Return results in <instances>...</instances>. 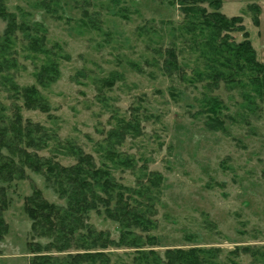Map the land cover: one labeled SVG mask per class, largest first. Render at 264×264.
<instances>
[{
    "label": "rangeland",
    "instance_id": "obj_1",
    "mask_svg": "<svg viewBox=\"0 0 264 264\" xmlns=\"http://www.w3.org/2000/svg\"><path fill=\"white\" fill-rule=\"evenodd\" d=\"M259 2L223 0L221 12L242 17L256 58L264 64V2L259 26L253 24L247 9ZM5 3L19 22L38 24L46 34V47L61 57L57 58L59 79L45 89L39 87L49 103L47 113L23 107L10 84L35 85V73L47 58L28 52L20 33L9 50L17 66L7 71L12 80L0 77L1 112L10 119L18 108L23 122L46 128L45 147L34 151L67 166L76 161L68 148L79 147L98 167L107 166L117 183L128 188L133 201L144 208L151 205L147 215L151 228L135 231L156 241L144 250L154 249L163 258L165 249L196 247L211 250L216 264H261L251 255L264 251V104L259 102L253 112L247 111L240 88L221 82L207 92L202 84L192 86L162 71L163 50L170 40L178 39L184 24L177 2ZM4 27L0 19V36ZM231 36L236 42L243 39L241 32ZM179 58L191 63L193 55ZM191 69L192 63L183 67L185 77L192 76ZM207 94L218 97L225 107L221 114L225 131L205 127L201 100ZM122 121L138 122L139 134H127L115 145L108 134ZM107 150L128 158L129 167L108 161ZM155 174L162 180L159 185L151 183ZM25 175L7 187L9 205L3 218L8 230L0 239V264H29L30 244L48 242L32 234L31 219L23 209L26 196L38 189L49 203L65 205L46 186L42 174L27 168ZM87 220L96 231L118 238V224L103 212L91 210ZM235 250L238 254L232 253ZM105 251L111 255V264H137L134 248L116 246Z\"/></svg>",
    "mask_w": 264,
    "mask_h": 264
},
{
    "label": "trees",
    "instance_id": "obj_2",
    "mask_svg": "<svg viewBox=\"0 0 264 264\" xmlns=\"http://www.w3.org/2000/svg\"><path fill=\"white\" fill-rule=\"evenodd\" d=\"M174 1L184 24L180 27L178 39L170 40L163 50L162 71L192 86L202 84L207 92L219 88L221 82L228 88H240L244 90V108L247 111L253 112L259 104H264V64L256 58L242 17L224 15L221 12L223 0ZM247 9L251 12L253 24L259 26L261 8L249 4ZM0 19L5 23L0 36V77L9 79L8 82L12 80L7 71L17 66L9 50L16 34L20 33L28 52L47 58L35 73V85L19 87L12 82L10 84L22 100L23 107L47 113L49 103L39 87L45 89L59 79L57 58L61 57L46 47V34L38 24L19 22L15 13L6 7L5 0H0ZM232 32H241L243 39L236 42ZM56 47L60 50L59 46ZM186 51L193 55L191 77H185L183 71V67L191 63L179 58L180 55H188ZM106 83L110 85L112 82ZM201 106L207 118L205 127L225 131L222 101L207 94L201 100ZM2 108L0 104V239L8 230L3 218L9 205L7 187L16 179H24L25 169L42 174L46 186L65 200L63 207L49 203L38 189L24 198L23 209L31 219L32 234L48 239L43 246L36 242L30 244L33 256L29 264H111V255L105 250L116 246L134 248L138 254L137 264H216L211 250L196 247L165 249L163 258L154 249L144 250L145 245L152 246L156 241L153 236L142 237L135 231L151 228L152 221L147 217L151 205L144 208L133 201L127 193L128 188L117 183L110 169L104 165L98 167L92 156L79 147L68 148L76 161L67 166L38 155L34 150L45 147L46 128L29 120L23 122L18 108L8 119L1 112ZM138 128V122L122 121L110 130L109 139L113 138L114 144L120 145L127 134L138 135ZM105 158L120 167H129V159L121 158L114 150H107ZM151 181L159 185L162 180L155 174ZM91 210L98 214L103 212L105 217L118 224L116 240L111 239L108 232L96 231L88 224L87 215ZM251 256L264 264V251L258 250Z\"/></svg>",
    "mask_w": 264,
    "mask_h": 264
},
{
    "label": "crops",
    "instance_id": "obj_3",
    "mask_svg": "<svg viewBox=\"0 0 264 264\" xmlns=\"http://www.w3.org/2000/svg\"><path fill=\"white\" fill-rule=\"evenodd\" d=\"M262 2H264V0H262ZM262 2L260 3H257L258 4V6L261 8V9H263V6H262ZM261 25V24H260Z\"/></svg>",
    "mask_w": 264,
    "mask_h": 264
}]
</instances>
